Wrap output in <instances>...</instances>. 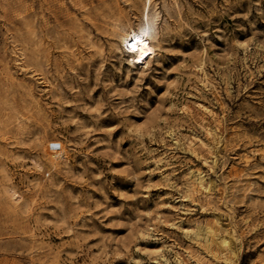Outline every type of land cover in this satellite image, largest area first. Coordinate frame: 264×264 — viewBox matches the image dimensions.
<instances>
[{"label":"rangeland","instance_id":"1","mask_svg":"<svg viewBox=\"0 0 264 264\" xmlns=\"http://www.w3.org/2000/svg\"><path fill=\"white\" fill-rule=\"evenodd\" d=\"M0 264H264V0H0Z\"/></svg>","mask_w":264,"mask_h":264},{"label":"bare ground","instance_id":"2","mask_svg":"<svg viewBox=\"0 0 264 264\" xmlns=\"http://www.w3.org/2000/svg\"><path fill=\"white\" fill-rule=\"evenodd\" d=\"M124 42L126 51L130 55L144 57L148 54L153 53V49L146 36L136 34L132 30L127 32Z\"/></svg>","mask_w":264,"mask_h":264},{"label":"snow or ice","instance_id":"3","mask_svg":"<svg viewBox=\"0 0 264 264\" xmlns=\"http://www.w3.org/2000/svg\"><path fill=\"white\" fill-rule=\"evenodd\" d=\"M133 50H135V49H133Z\"/></svg>","mask_w":264,"mask_h":264}]
</instances>
